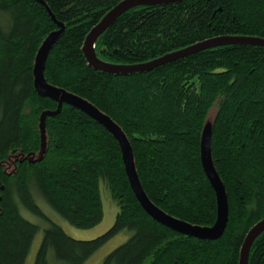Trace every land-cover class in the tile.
I'll list each match as a JSON object with an SVG mask.
<instances>
[{"label": "trees", "instance_id": "16d2710c", "mask_svg": "<svg viewBox=\"0 0 264 264\" xmlns=\"http://www.w3.org/2000/svg\"><path fill=\"white\" fill-rule=\"evenodd\" d=\"M120 1L0 0V264H25L40 230L21 208L46 224L33 264H84L123 232L128 238L100 264H239L246 234L264 219V47L225 44L143 72H103L82 48ZM218 37L264 39V0L138 6L99 34L93 50L106 64L135 65ZM42 87L56 99L40 95ZM102 118L128 140L149 201L200 227L213 226L217 212L202 160L207 130L227 200L221 236L185 235L147 212ZM101 184L118 212L90 240L67 235L33 195L72 227L90 229L103 218ZM247 264H264V231Z\"/></svg>", "mask_w": 264, "mask_h": 264}, {"label": "water", "instance_id": "95a60500", "mask_svg": "<svg viewBox=\"0 0 264 264\" xmlns=\"http://www.w3.org/2000/svg\"><path fill=\"white\" fill-rule=\"evenodd\" d=\"M180 1L183 0H122L120 1L103 16L101 21L95 27H93L92 30L89 32V34L86 36L83 44V52L88 63L93 67H95L96 69L101 70L103 72L125 75L132 72H143V71L151 70L155 67L175 61L182 57L195 54L201 50L216 46H221L225 44L242 43V44L258 45L264 47V39L261 38L218 37L196 43L187 48L174 51L172 53L161 56L155 60L142 64L112 65L101 62L95 57L93 50L94 41L97 39L99 34H101L109 25H111L114 22V20L117 17H119L122 13L138 6H156L162 4L177 3ZM39 81L40 84H44V80L42 76H40ZM39 94L50 97L52 99H56L55 92L45 87L40 88ZM68 99L72 102L83 104L82 101L78 100L73 96H69ZM96 116H99V114H96ZM102 121L105 123L108 130L114 135V137L116 138V140L118 141L121 147V150L124 155V163H125V170L127 173V177L129 179V182L132 186L133 192L137 200L140 202V204L147 212H149L152 216L159 219L163 223L167 224L169 227L173 228L177 232H180L185 235L193 236L199 239H208V240H212L221 236L227 223V200H226L224 186L222 185L218 175L216 174L210 159L209 132L207 130H205L203 134L202 160L205 171L208 177L210 178V182L216 193L217 212H216V220L213 226L200 227V226L190 225L186 222H183L181 220H178L174 217H171L163 213L149 201L137 177L134 168L133 158H132V151L128 140L124 136L123 132L119 130V128L113 122L108 121L106 118H102ZM262 231H264V219L260 220L257 224H255L246 234L240 249L239 264H247L248 254L251 245L255 240V238Z\"/></svg>", "mask_w": 264, "mask_h": 264}, {"label": "rangeland", "instance_id": "374dc122", "mask_svg": "<svg viewBox=\"0 0 264 264\" xmlns=\"http://www.w3.org/2000/svg\"><path fill=\"white\" fill-rule=\"evenodd\" d=\"M208 126H210V119H208ZM42 145H44V137H42ZM42 148L39 152L35 154L27 155L29 159L38 158L41 155ZM15 156H12L11 159L6 161L4 163L6 170H11L14 166L12 160ZM21 157V156H17ZM100 193H101V202H102V209H103V218L99 224L94 226L90 229H77L75 227H72L69 225L65 220H63L56 212H54L44 201H42L38 195L34 192V198L38 205L41 207L43 212L56 224H58L67 235L70 237L77 239V240H90L93 239L102 233H104L106 230H108L116 217V214L118 212V205L116 201L113 200L111 197V194L109 190L101 184L100 186ZM22 215L29 220L30 222L37 224L40 226V230L37 233L29 254L27 256V259L25 261V264H33V260L35 257L36 250L38 248L40 239L42 237V230L46 227V224L35 215H32L30 212L25 211L24 209H20ZM128 238V234L120 233L114 238H112L108 243H106L103 247H101L90 259H88L84 264H100L102 259L106 254H108L110 251H112L114 248L122 244L126 239Z\"/></svg>", "mask_w": 264, "mask_h": 264}, {"label": "bare ground", "instance_id": "6f19581e", "mask_svg": "<svg viewBox=\"0 0 264 264\" xmlns=\"http://www.w3.org/2000/svg\"><path fill=\"white\" fill-rule=\"evenodd\" d=\"M88 34H89V33H88ZM88 34H87V35H88ZM51 37H52V35H51ZM84 41H85V40H84ZM82 51H83V48H82ZM83 53H84V52H83Z\"/></svg>", "mask_w": 264, "mask_h": 264}]
</instances>
